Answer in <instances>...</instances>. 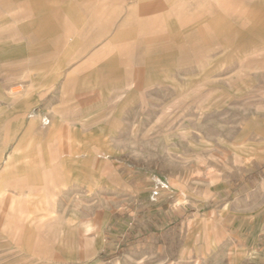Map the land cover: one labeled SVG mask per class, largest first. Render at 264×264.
<instances>
[{"label":"rangeland","instance_id":"1","mask_svg":"<svg viewBox=\"0 0 264 264\" xmlns=\"http://www.w3.org/2000/svg\"><path fill=\"white\" fill-rule=\"evenodd\" d=\"M105 6L0 0V264H264V0Z\"/></svg>","mask_w":264,"mask_h":264},{"label":"crops","instance_id":"2","mask_svg":"<svg viewBox=\"0 0 264 264\" xmlns=\"http://www.w3.org/2000/svg\"><path fill=\"white\" fill-rule=\"evenodd\" d=\"M105 2H106V6H105L106 8L111 9V11L123 10L127 13L128 16L127 19L133 18L137 20L138 24H144L145 19L148 20L149 26L151 25L155 26L160 23V16L158 11L161 8L160 6L162 4V0H137L134 3L133 2L124 3L123 0H105ZM180 13L181 12H179L178 15L183 14V12L181 14ZM149 14L150 17L145 16ZM196 17L194 15L189 16V14H186V16L185 15L178 16L179 23L185 27L184 32L187 34V36L200 34L203 31V29L199 27L198 23H197L198 26L195 25ZM91 18L96 19V14L95 15L93 14ZM53 23H56V21H53ZM88 23L95 25L96 20L93 21V19L92 20L90 19V22ZM41 24L42 26H44L45 22L42 20ZM175 24L177 25L176 21L170 22V25H175ZM158 30L159 29H154L155 35L153 36L155 37H151L143 41L148 45L149 49L165 48L166 46V41L164 36L160 34L157 35V32H159ZM88 36H97V33L95 31H92ZM113 36H116V34H114ZM12 88L9 91V95L11 97H19L20 93H13ZM8 168L13 169V167L11 166V162H9ZM27 168L33 169V167H29V166ZM28 173L30 174L29 177L31 178V176H33V172L31 171ZM29 177L28 178L26 177V179H29ZM13 181L14 179L11 176L5 178L0 177V200H4L7 198L10 199L15 195L18 196V194H22L23 192L27 194L28 188L22 189V187L20 188L17 185V182L14 183ZM1 223L4 224V221L0 220V226Z\"/></svg>","mask_w":264,"mask_h":264},{"label":"bare ground","instance_id":"3","mask_svg":"<svg viewBox=\"0 0 264 264\" xmlns=\"http://www.w3.org/2000/svg\"><path fill=\"white\" fill-rule=\"evenodd\" d=\"M18 91H19V87L12 88V92H13V93H17Z\"/></svg>","mask_w":264,"mask_h":264}]
</instances>
